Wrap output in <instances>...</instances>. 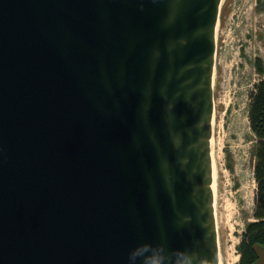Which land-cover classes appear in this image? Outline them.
<instances>
[{"label":"water","instance_id":"95a60500","mask_svg":"<svg viewBox=\"0 0 264 264\" xmlns=\"http://www.w3.org/2000/svg\"><path fill=\"white\" fill-rule=\"evenodd\" d=\"M222 1L0 0V264L220 263Z\"/></svg>","mask_w":264,"mask_h":264},{"label":"rangeland","instance_id":"374dc122","mask_svg":"<svg viewBox=\"0 0 264 264\" xmlns=\"http://www.w3.org/2000/svg\"><path fill=\"white\" fill-rule=\"evenodd\" d=\"M216 41L212 153L219 240L227 264L232 242L238 249L246 223L256 219V136L249 105L256 83L264 79V0H223ZM258 57L263 72L255 65Z\"/></svg>","mask_w":264,"mask_h":264},{"label":"trees","instance_id":"16d2710c","mask_svg":"<svg viewBox=\"0 0 264 264\" xmlns=\"http://www.w3.org/2000/svg\"><path fill=\"white\" fill-rule=\"evenodd\" d=\"M255 65L263 72L262 59H255ZM249 122L256 136L254 146L255 178L257 181L255 220L248 221L238 245L241 256L239 264H251L257 259L253 244L264 246V79L256 83L249 105Z\"/></svg>","mask_w":264,"mask_h":264},{"label":"bare ground","instance_id":"6f19581e","mask_svg":"<svg viewBox=\"0 0 264 264\" xmlns=\"http://www.w3.org/2000/svg\"><path fill=\"white\" fill-rule=\"evenodd\" d=\"M219 19H220V15H219ZM219 19H218V22H217V25H216V29H215V36H217V28H218V25H219ZM216 43H217V41H216ZM213 80H214V76H213ZM214 111H215V109H214ZM213 118H214V114H213ZM211 149L213 151V133H212V137H211ZM212 160H213V176H214L213 189H214V194H216L217 181H216V169H215V163H214V159H213V153H212ZM253 169H255V163H254ZM253 177H254V181H256L255 171H254ZM213 205H214V210H215L216 224H217V228H218V219H217V213H216V198L214 199V204ZM236 210H238V209H236ZM230 234H234V231H231ZM218 239H219V228H218ZM239 243H238V245H239ZM232 247H234V249H233L232 253L229 255V259H227V264H237L236 262L239 260V255H241V253L239 255L235 254V250H236V252L238 254L239 253V249L236 248V243L234 241L232 242ZM219 249H220V259H219L220 263L219 264H223L220 240H219ZM238 264H239V261H238Z\"/></svg>","mask_w":264,"mask_h":264},{"label":"built area","instance_id":"2783aa9c","mask_svg":"<svg viewBox=\"0 0 264 264\" xmlns=\"http://www.w3.org/2000/svg\"><path fill=\"white\" fill-rule=\"evenodd\" d=\"M253 174H254V172H253ZM236 251V250H235Z\"/></svg>","mask_w":264,"mask_h":264}]
</instances>
